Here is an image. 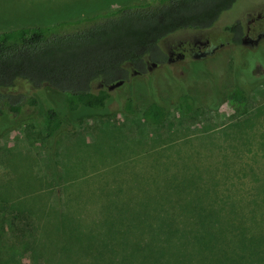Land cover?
Segmentation results:
<instances>
[{
  "label": "rangeland",
  "instance_id": "374dc122",
  "mask_svg": "<svg viewBox=\"0 0 264 264\" xmlns=\"http://www.w3.org/2000/svg\"><path fill=\"white\" fill-rule=\"evenodd\" d=\"M141 1L146 0H0V29L49 25ZM249 8L264 14V0H237L215 22L212 38L234 20L243 22ZM241 48H224L192 63L188 59L164 62L149 76L128 74L126 82L109 91L101 111L70 112L63 93L17 81L11 92L34 96L39 104L16 115L4 106L0 113V203L10 210L21 201L29 207L28 245L37 250L33 238L52 232L55 218L63 212L72 219L66 232L78 228L86 235L95 233L103 212L108 213L102 209L109 205L114 210L111 216L119 213L114 218L116 226L126 236L133 231L129 237L145 243V215L165 216L145 203L163 200L175 219L181 200L195 197L191 192L198 186L213 184L218 194L210 193L205 202L215 201V206L236 202L249 209L243 214L249 222L254 215L250 200L264 195L260 191L264 188V42L253 51L239 52ZM239 81L251 89L245 111L235 113L228 97ZM182 92L194 97L195 111L183 113L178 108L176 98ZM127 98L133 101L134 114L123 111ZM154 100L168 108L163 125L146 123L141 117ZM48 106L58 111L65 127L54 150L43 133ZM190 174H200L202 179L187 182L184 177ZM186 185L191 187L178 193ZM259 209L264 212V203ZM176 225L181 222L177 220ZM161 238L156 236V241ZM24 242L7 238L2 260L12 261V254L14 263L29 264L31 253ZM90 242L94 246L93 239ZM81 254L83 258L72 257L75 263H87ZM36 264L41 261L37 259Z\"/></svg>",
  "mask_w": 264,
  "mask_h": 264
},
{
  "label": "trees",
  "instance_id": "16d2710c",
  "mask_svg": "<svg viewBox=\"0 0 264 264\" xmlns=\"http://www.w3.org/2000/svg\"><path fill=\"white\" fill-rule=\"evenodd\" d=\"M236 1L146 0L49 25L0 29V113L4 106L10 109V114L16 115L27 106L39 104L34 96L11 92L19 80L36 89L49 87L63 93L70 112L101 111L110 94L107 88H99L97 82L108 86L127 79L130 67L142 65L146 56H157L152 53L159 50L162 38L182 29L212 26ZM250 89L244 81L234 86L228 102L235 113L245 111ZM176 101L183 113L196 110L194 97L188 92L179 94ZM123 111L136 112L131 98L124 101ZM141 117L146 123L163 125L167 121L168 108L154 100L145 106ZM42 123L47 145L54 150L65 131L64 120L53 106H48ZM54 171L58 173L56 166ZM193 179L202 178L200 174L184 177L187 182ZM212 186H198L191 192L195 197L191 195L181 200L175 219L168 214V205L163 204V200L145 203L146 207H158L165 215H145L148 237L145 243L130 238L133 231L126 236L116 226L114 218L119 213L115 210L116 216H111L114 210L109 205L102 209L108 213L103 212V221L96 225L98 235H86L78 228L70 232L73 234L66 232L72 219L65 217L63 212L55 218L52 232L33 238L38 245L36 250L27 240L28 227L32 226L29 207L21 201L10 210L0 203V264H20V261L14 263L12 254L9 258L12 261L2 260L3 246L9 237L25 241L22 244L31 253L29 264H36L37 259L41 264H78L72 257L83 258L81 253L88 261L79 264H264V227L261 226L264 212H259L264 195L250 200L254 215L247 222L243 214L249 209L237 206L236 202L226 201L217 206L215 201L205 202L210 193L218 194L215 185ZM190 187L186 185L178 193ZM260 191L264 193V188ZM176 219L181 225L173 227ZM185 224L188 226L184 227ZM156 236L162 237L161 240L156 241ZM92 239L94 246L90 242ZM39 242L41 252L38 251Z\"/></svg>",
  "mask_w": 264,
  "mask_h": 264
},
{
  "label": "flooded vegetation",
  "instance_id": "af4514ba",
  "mask_svg": "<svg viewBox=\"0 0 264 264\" xmlns=\"http://www.w3.org/2000/svg\"><path fill=\"white\" fill-rule=\"evenodd\" d=\"M181 32L182 35L174 36ZM214 25L207 28L182 29L173 32L162 38L159 42V50L155 53L156 57L146 56L145 62L139 67H130L129 74L137 76H149L151 72L157 70L165 62L166 64H174L188 62L193 60L205 59L209 56L217 54V52L228 48L243 52L245 49L251 51L256 50L264 42V14L256 11L255 8H249L245 11V20H234L232 23L225 25L222 34L216 38H212ZM126 82L127 80H122ZM99 88H107L103 82H99Z\"/></svg>",
  "mask_w": 264,
  "mask_h": 264
},
{
  "label": "water",
  "instance_id": "95a60500",
  "mask_svg": "<svg viewBox=\"0 0 264 264\" xmlns=\"http://www.w3.org/2000/svg\"><path fill=\"white\" fill-rule=\"evenodd\" d=\"M121 84H123V81H122V80H120V81H118V82H115V83H113V84H110V85L107 86V90L110 91V90L113 89L114 87H117V86H119V85H121Z\"/></svg>",
  "mask_w": 264,
  "mask_h": 264
}]
</instances>
